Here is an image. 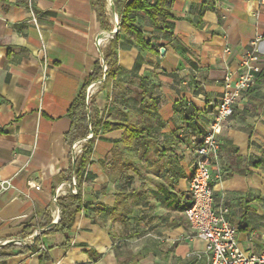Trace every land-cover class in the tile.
Masks as SVG:
<instances>
[{
  "label": "crops",
  "instance_id": "1",
  "mask_svg": "<svg viewBox=\"0 0 264 264\" xmlns=\"http://www.w3.org/2000/svg\"><path fill=\"white\" fill-rule=\"evenodd\" d=\"M106 1L112 31L102 28L92 0H0V253L10 255L2 264H208L205 244L182 210L190 199L193 149L208 129L226 75H239L257 39L261 73L218 135L220 163L212 168L211 186L214 208L228 207V220L238 228L239 248L260 253L264 7L256 0H146L174 17L156 25L144 12L132 15L159 52H144L123 32L117 75L121 101L114 103L112 90L100 80L89 86L100 118L118 122L124 114L155 113L145 122L160 143H168L167 157L175 156L185 174L173 187L177 198L167 199L158 191L167 170L151 166L119 176L111 171L110 153L123 139V129L93 138L79 134L68 142L71 104L120 31L114 2ZM43 45L47 79L38 57ZM142 78L148 89L145 103ZM89 141L85 207L64 233L58 229L62 213L57 199L74 195V164ZM69 172L70 182L62 178ZM4 182L11 187L3 190Z\"/></svg>",
  "mask_w": 264,
  "mask_h": 264
},
{
  "label": "trees",
  "instance_id": "2",
  "mask_svg": "<svg viewBox=\"0 0 264 264\" xmlns=\"http://www.w3.org/2000/svg\"><path fill=\"white\" fill-rule=\"evenodd\" d=\"M98 12V16L105 31H112L113 26L110 23L107 15L106 0H92ZM116 12L120 16V31L115 34L111 40L105 54L104 64L106 72H104L101 61L96 62L92 73L84 83L78 96L71 104L69 116L71 119V129L68 133V142L72 143L78 139L79 134L86 137L90 133L94 137L98 136L102 131L112 132L114 130H124V137L120 142L115 143L109 158L111 171L115 172L116 176L128 174L129 171L139 172L140 168H148L156 166L157 169L167 170L165 179L158 184V191L167 199H176L177 195L173 191L176 182L185 177L181 172L178 159L175 156L167 157L168 143H160L158 134L152 127H149L145 118L149 114H124L121 121H112L108 118L104 120L100 118L99 110L95 101L92 98L89 105L86 104V93L89 86L98 82L105 77L104 86L112 88V100L114 103H119L120 94L123 91L121 82L117 79L119 72L118 68V49L120 34L123 32L130 33L134 37L136 45L144 52L156 53L155 46L150 40H146L142 31L134 24L135 18L132 16L135 12L146 13L152 21L157 25L159 22L166 24L169 19H174L169 12L161 7L158 3L152 5L146 0H113ZM140 68L139 61L136 63L134 72ZM146 79H140V88L142 89V102L145 103L148 89L145 85ZM124 98L126 96H123ZM122 97V99H124ZM152 115V116H153ZM161 126V125H160ZM91 128V129H90ZM163 141H176L172 139H164ZM173 145V144H171ZM92 153V143L89 141L83 149L82 154L76 159L74 164V173L76 177L77 194L59 197L57 205L61 210L62 219L58 225L61 232H69L73 226L75 216L80 212L85 204L82 199L83 172L85 171L89 157ZM140 164H142L140 166ZM65 181H71V172L62 177ZM182 210H184L182 208ZM29 230L23 233L26 236ZM5 248H8L6 246ZM5 252L0 253V264L5 262L9 257ZM43 264V263H41Z\"/></svg>",
  "mask_w": 264,
  "mask_h": 264
},
{
  "label": "built area",
  "instance_id": "3",
  "mask_svg": "<svg viewBox=\"0 0 264 264\" xmlns=\"http://www.w3.org/2000/svg\"><path fill=\"white\" fill-rule=\"evenodd\" d=\"M264 7V0H256ZM32 21L37 24V19ZM259 39L252 43V48L245 54L237 77L228 74L224 80V92L219 103L212 112V120L202 139L193 149L192 176L189 185L190 199L183 202L182 208L195 237L204 242L208 256V264H264V250L258 254L242 251L238 245V228L228 220L229 209L222 206L214 208L213 189L211 186L212 168L220 163V143L218 135L224 124L234 115L235 109L243 97L253 88L261 73L260 52L257 47ZM228 51V50H227ZM42 60L43 78L47 79L48 60L46 46L38 53ZM104 71L106 70L103 64ZM104 79L99 82L104 83ZM90 88L86 93V104L91 101ZM103 115L101 119H105ZM91 129V128H90ZM88 138H93L90 133ZM81 147L74 146L82 152ZM71 193L77 194L76 181L73 179ZM3 190L11 187L9 182L1 183ZM30 188L40 190V186L29 184ZM264 238V230L261 233ZM22 245V241H18ZM41 250L46 248L41 246Z\"/></svg>",
  "mask_w": 264,
  "mask_h": 264
},
{
  "label": "water",
  "instance_id": "4",
  "mask_svg": "<svg viewBox=\"0 0 264 264\" xmlns=\"http://www.w3.org/2000/svg\"><path fill=\"white\" fill-rule=\"evenodd\" d=\"M116 27H117V29H119V24L118 23H117ZM164 53H165V49H162L161 50V54L164 55ZM102 63L104 64V57L102 58ZM104 72H106V70ZM104 80H105V77H104Z\"/></svg>",
  "mask_w": 264,
  "mask_h": 264
},
{
  "label": "rangeland",
  "instance_id": "5",
  "mask_svg": "<svg viewBox=\"0 0 264 264\" xmlns=\"http://www.w3.org/2000/svg\"><path fill=\"white\" fill-rule=\"evenodd\" d=\"M102 64H103V63H102ZM102 79H104V78H102ZM108 89H109V90H112V89H111V86H110ZM91 98H92V97H91Z\"/></svg>",
  "mask_w": 264,
  "mask_h": 264
}]
</instances>
